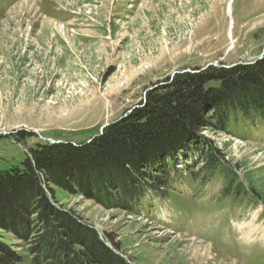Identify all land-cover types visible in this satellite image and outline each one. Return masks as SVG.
I'll return each instance as SVG.
<instances>
[{"label":"rangeland","instance_id":"obj_1","mask_svg":"<svg viewBox=\"0 0 264 264\" xmlns=\"http://www.w3.org/2000/svg\"><path fill=\"white\" fill-rule=\"evenodd\" d=\"M229 1L0 0V170L20 166L36 143L88 141L175 74L262 59L264 0H233L228 16ZM252 127L195 135L264 197V126L245 135ZM19 132L34 137L17 144L9 137ZM203 164L176 157L169 187H147L134 212L52 188L58 206L111 239L129 264H182L192 245L213 248L208 264H264V206L222 197L218 176L195 180Z\"/></svg>","mask_w":264,"mask_h":264},{"label":"trees","instance_id":"obj_2","mask_svg":"<svg viewBox=\"0 0 264 264\" xmlns=\"http://www.w3.org/2000/svg\"><path fill=\"white\" fill-rule=\"evenodd\" d=\"M192 71L147 91L137 108L88 141L36 143L20 166L0 170V232L25 248L16 252L0 234V264H22L25 257L30 264H129L111 239L58 206L52 187L134 212L147 187H169L168 172L185 154L204 162L195 180L218 176L224 180L222 197L264 206L260 191L249 183L245 189L248 179L229 168L221 152L204 149L195 135L213 127L240 136L243 125L254 126L245 132L250 135L264 126V56L245 66ZM33 137L19 132L9 138L19 144ZM157 166L161 177L152 173Z\"/></svg>","mask_w":264,"mask_h":264},{"label":"bare ground","instance_id":"obj_3","mask_svg":"<svg viewBox=\"0 0 264 264\" xmlns=\"http://www.w3.org/2000/svg\"><path fill=\"white\" fill-rule=\"evenodd\" d=\"M229 12L231 13V8L228 10V13ZM191 249L192 251L187 256H184L187 258L182 260V264H193L194 262H197L198 264H208L214 262L215 256L211 252V249H213L211 246H205L202 248L200 245H192ZM220 264H226V261L223 260Z\"/></svg>","mask_w":264,"mask_h":264},{"label":"water","instance_id":"obj_4","mask_svg":"<svg viewBox=\"0 0 264 264\" xmlns=\"http://www.w3.org/2000/svg\"><path fill=\"white\" fill-rule=\"evenodd\" d=\"M233 2V0H230L229 1V3H228V6L231 4ZM228 6H227V15L229 16V14H228ZM232 23V22H231ZM184 72H188V73H192L191 71H189V70H186V71H184ZM183 72V73H184ZM106 126H104V127H102L101 129H100V132H102V130L105 128Z\"/></svg>","mask_w":264,"mask_h":264}]
</instances>
